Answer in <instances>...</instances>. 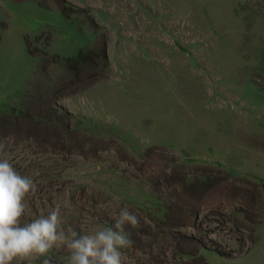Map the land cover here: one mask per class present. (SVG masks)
I'll return each mask as SVG.
<instances>
[{"label":"rangeland","instance_id":"rangeland-1","mask_svg":"<svg viewBox=\"0 0 264 264\" xmlns=\"http://www.w3.org/2000/svg\"><path fill=\"white\" fill-rule=\"evenodd\" d=\"M0 160L22 225L127 207L123 264H264V0H0Z\"/></svg>","mask_w":264,"mask_h":264},{"label":"clouds","instance_id":"clouds-1","mask_svg":"<svg viewBox=\"0 0 264 264\" xmlns=\"http://www.w3.org/2000/svg\"><path fill=\"white\" fill-rule=\"evenodd\" d=\"M35 187L33 180L19 174L8 160H0V264L40 257H44L42 264H51L48 253L61 245L71 252L69 264H123L121 249L132 243L124 229L138 225L135 213L123 207L112 227L79 237L60 227L59 205L47 216L22 225L24 200Z\"/></svg>","mask_w":264,"mask_h":264},{"label":"trees","instance_id":"trees-1","mask_svg":"<svg viewBox=\"0 0 264 264\" xmlns=\"http://www.w3.org/2000/svg\"><path fill=\"white\" fill-rule=\"evenodd\" d=\"M89 54L96 55V53L94 51H91V50H80L76 56L65 58L63 62L65 64L66 68L72 69V68H74L73 67L74 64L83 63L85 58H87L89 56ZM101 56H102L103 61H104V68H106L108 58H107V52H106L105 46H103V48H102Z\"/></svg>","mask_w":264,"mask_h":264}]
</instances>
